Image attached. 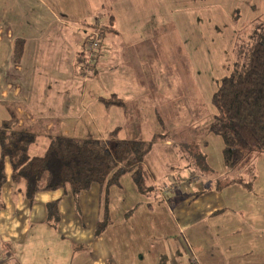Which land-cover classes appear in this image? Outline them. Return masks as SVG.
Listing matches in <instances>:
<instances>
[{"label":"rangeland","instance_id":"374dc122","mask_svg":"<svg viewBox=\"0 0 264 264\" xmlns=\"http://www.w3.org/2000/svg\"><path fill=\"white\" fill-rule=\"evenodd\" d=\"M116 1L119 0H102V10H110ZM139 1L131 0L137 7ZM44 2L0 0V123L10 115L11 109L18 114L20 110H25L36 116L38 111L45 110L44 104L50 100L49 94L42 91L46 86L42 80L38 81L37 77L24 72L19 75L13 60L14 39L18 35L27 37L37 31L43 32L44 23L53 20ZM149 2L158 6L172 5L168 0ZM173 3L169 13L172 16L173 10L176 24L167 18L166 9L167 19L158 27L153 25L148 29L147 35L154 40L150 39L149 58L152 59L148 60L147 66H143L141 57L137 56L133 59V70L136 72L130 74L125 60L117 57L115 61L120 65L117 70L109 69L108 59L104 61L105 67L99 66L100 71L94 72L86 63H82L86 68L82 71L74 59L70 60L71 66L65 71L61 85L76 87L69 91L67 97L77 105L82 100L86 111L63 121L34 118L38 139L30 148L32 155L44 154L50 137L60 133L80 138L146 141L153 140L155 134L166 133L168 138L155 141L146 159L154 184L173 183L175 173L177 176L183 170L190 171L189 167L181 168L184 158L198 151L205 154L209 166L215 171L206 172L201 166H196L203 183H214L216 176L223 179L232 176L233 172L228 171L223 162V140L210 131L216 112L211 97L219 81L229 74L236 59L237 46L248 39L255 22L264 20V0H174ZM101 7L95 5L90 8L92 11L86 19L94 22L98 18L103 24L106 18ZM235 10L240 13L238 20L234 16ZM10 30L15 33L12 40L9 39ZM86 40L87 37L84 42ZM156 47L159 50L156 51ZM16 84L23 89L20 96L13 99L12 94L9 97L3 94L5 89L12 93ZM114 92L128 99L140 94L142 99L136 101L140 105L132 100L129 109L145 111L146 114L137 121L124 118V106L105 109L100 101L112 97ZM157 109L163 122L155 116ZM25 115L22 114V117ZM254 167V189L249 190L240 184L222 189L223 198L227 202H235L243 214L264 211V155L256 158ZM7 168L6 182L11 183L9 164ZM190 174L186 173L187 176ZM240 174L245 176L246 181L252 180L248 172ZM19 187L29 201L24 194V186L21 184ZM49 192L60 195V202L66 204L63 205L65 215L79 207L84 215L87 214V220L90 213L92 217L97 203L101 211L107 205L110 222L103 232L114 248L119 264H170V251L179 244L177 236L181 234L176 222L183 204L180 198L177 206L158 201L155 190L148 193L140 191L129 172L124 173L118 183L102 187L93 182L77 198L71 191L62 188ZM212 204L216 205V202L212 201ZM185 207L189 209V205ZM102 216L105 215L101 212ZM52 232L53 237L45 243V251L38 252L32 264H69L68 255L62 249H54L57 247L54 235L59 234L56 230ZM180 247L182 251V243ZM176 258L178 264H189L186 254Z\"/></svg>","mask_w":264,"mask_h":264},{"label":"crops","instance_id":"0c3cea01","mask_svg":"<svg viewBox=\"0 0 264 264\" xmlns=\"http://www.w3.org/2000/svg\"><path fill=\"white\" fill-rule=\"evenodd\" d=\"M39 1L43 2V0ZM173 1L168 0L172 5L158 6L152 5L149 0H140L137 7L133 6L131 0H119L113 2L110 10H102V0H64V2L45 0L47 13L53 16V20L44 23L43 32L37 31L27 37L18 35L13 41V57L15 42L21 38L24 42V50L20 61L14 62L15 70L19 75L24 72L28 76L37 77L38 81L42 80L43 85H46L42 91L49 94L50 100H47L46 105L44 104L45 110L38 111L36 116L20 110L18 114L20 126L37 133L34 128L36 122L34 118L51 119L52 122L63 121L86 111L82 100L77 105L67 97L69 91L76 87L61 83L65 71L71 66L70 60L74 59L82 71L86 69L82 65L86 63L84 40L86 37L88 39L91 29L102 25L108 26L96 60L93 64H87L90 70L100 71L98 67H105L104 61L108 59L109 69L117 70L120 66L115 61L117 57L125 60V67L130 74L136 72L133 70V59L137 56L141 57L142 65L147 66L148 60L152 59L149 58L151 38L147 35L148 29L153 25L158 27L159 23L162 24L167 18L176 24L173 10L172 16L169 13L171 11L169 9L171 7L173 9ZM95 5L104 11L106 20L103 24L98 18L94 22L86 19ZM110 17L112 21L109 20ZM157 19L159 21L155 22ZM14 36L15 33L10 30L9 39L12 40ZM151 40H154V37ZM157 50L159 48L156 47ZM158 66L157 63V68ZM60 78L61 82L58 83ZM22 92L20 84H16L12 93L5 89L3 94L7 97L12 94L14 99ZM114 94L122 98L124 103L122 105L107 103L105 98H102L100 102L105 109L116 105L124 106V118L137 121L146 114L145 111L129 109L130 101L136 102L142 99L140 94L132 95L130 99L120 96L118 92ZM73 108H79L81 112L79 113V109L74 111ZM24 113L26 115L22 117ZM155 116L163 122L158 109L155 110ZM184 159L182 169L189 167V161ZM146 166L148 167L147 164ZM189 169L191 170L188 172L193 173L192 168ZM183 171L177 176L175 173L172 181L187 178L188 172ZM6 172L8 175V168ZM9 182L11 183L5 182L3 185L0 196V264H32L36 254L45 251V243L53 237V230L59 234V236L54 235L57 245L54 249L57 248L58 251L62 249L68 255L69 264H119L105 231L96 235L97 221L101 217L99 203L93 209L92 217L90 213L87 220V214L84 215L79 207L65 215L63 205L66 204L61 201L60 220L57 224H52L48 221L46 205L53 200H61L60 195L49 191L40 192L35 202L30 203L22 195L19 187L21 184L12 183V180ZM154 185L158 201H164L169 206H177L180 198L182 201L180 203H183L180 208L181 214L176 217L177 227L181 232L177 236L179 244L177 243L176 248L170 251V264H178L176 256L183 257L185 254L189 264H264V211L243 214L235 202H227L223 198L224 190H217L213 187V183H203L200 178L198 181L176 185L174 191L166 198L161 197L159 190L164 185ZM212 201L216 202V205H213ZM185 205H189V209ZM190 206L195 207L190 208ZM181 243L182 251L179 249Z\"/></svg>","mask_w":264,"mask_h":264},{"label":"trees","instance_id":"16d2710c","mask_svg":"<svg viewBox=\"0 0 264 264\" xmlns=\"http://www.w3.org/2000/svg\"><path fill=\"white\" fill-rule=\"evenodd\" d=\"M234 16L239 19L238 10L234 11ZM107 27L102 25L94 29H99L103 38ZM247 38L237 46L236 59L229 74L219 81L211 97L216 112L210 131L222 138L223 162L228 171L233 172L225 179L216 176L213 187L217 190L234 184L254 189L255 160L264 155V20L254 23ZM23 50L24 42L18 38L14 46L15 63L20 61ZM86 64L89 65L87 61ZM105 100L107 103H124L116 94ZM19 121L18 113L11 109L10 115L0 123V196L8 178V164L12 183L24 186V194L30 203L38 193L59 188L71 191L77 198L93 182L102 187L118 183L127 172L131 173L140 191L155 190L146 159L155 141L168 138L166 133L155 134L151 141L58 134L50 137L44 154L32 155L30 148L37 142L38 134L21 127ZM205 157L202 151L185 156L197 175L196 166L206 172H215ZM244 171L251 174V181H246L240 174ZM59 203L60 200L56 199L46 205L48 221L52 224L60 220ZM106 207L101 211L105 216L97 221L96 235L102 233L110 222Z\"/></svg>","mask_w":264,"mask_h":264},{"label":"built area","instance_id":"2783aa9c","mask_svg":"<svg viewBox=\"0 0 264 264\" xmlns=\"http://www.w3.org/2000/svg\"><path fill=\"white\" fill-rule=\"evenodd\" d=\"M102 46V38L99 29H91L89 31V37L86 41V48L84 49L85 57L84 60L91 64L95 61L96 55L100 47ZM199 175L196 173H191L187 178L176 179L173 183L165 184L160 188V193L162 198L168 197V194L174 191L176 185H184L190 183L191 181H198Z\"/></svg>","mask_w":264,"mask_h":264}]
</instances>
